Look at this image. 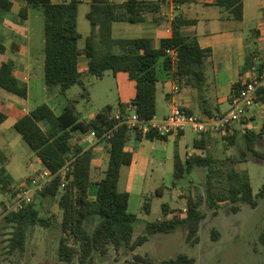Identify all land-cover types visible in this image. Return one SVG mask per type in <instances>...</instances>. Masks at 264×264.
Here are the masks:
<instances>
[{"label": "trees", "instance_id": "obj_1", "mask_svg": "<svg viewBox=\"0 0 264 264\" xmlns=\"http://www.w3.org/2000/svg\"><path fill=\"white\" fill-rule=\"evenodd\" d=\"M14 0H0V13L10 12ZM23 7L19 12L22 20L28 19L29 7L42 9L44 13V73L45 86L49 97L65 95L72 87L81 86L85 94L86 77L101 80L106 72L114 76L125 73L136 85V95L132 100L140 119L149 121L157 116V96L161 84L173 81L179 88L194 90L201 98L200 110L203 115L212 117L216 113L208 108L207 98L209 85L207 70L212 56L210 49H203L196 34L188 33L187 29L197 24L178 12L173 19L171 37L163 38L157 47L152 38L119 39L114 37L113 27L116 23L138 25L145 23L149 15L153 21H161L162 2L160 0H127L122 5L113 4L111 0H92L87 19L91 24V33L86 39L83 49L79 47L82 34L78 30L80 2L77 0H17ZM184 2V0H179ZM214 6L235 20L243 19L244 0H215ZM264 23V19H263ZM169 51L177 53L174 61ZM9 55V50L0 44V58ZM85 60L87 69H80L81 61ZM259 63H256V62ZM254 69H264V53L257 56L249 51L241 70V79L233 85V95L237 94L249 81L247 73ZM0 89L20 99H27V84L15 75L13 59L0 64ZM232 95V97H233ZM231 97V99H232ZM259 102L264 104V91H261ZM121 115L127 109L120 106ZM188 114L193 110L184 108ZM223 113V112H219ZM112 107H106L92 119H82L77 112L75 102L71 101L57 115L47 104L38 106L28 115L19 119L14 129L35 153L42 168L52 173L59 172L68 163L65 187L61 189L62 179L58 176L45 189L40 197L58 198L62 213L61 236L59 241L58 259L62 263L105 264V258L111 247L116 250L128 249L135 251L157 234L175 233L179 228L188 230L187 241L196 243L200 225L205 219L201 207L205 204L217 212L220 204L229 202L234 213L240 211V205L247 204L255 209L258 199L254 196L251 178L248 172L230 169L226 173L228 186L218 188L213 179L220 169L210 155H197L183 160L175 152L173 186H177L186 175L192 174L195 168L208 170L206 190L197 189L196 196L188 203L181 217V211H173L169 205L163 206V215L156 221L148 223L146 232L135 239L137 216L129 211L130 194L119 189L121 170L131 166L133 153L126 150L133 140H142L140 132L119 126L114 136L107 143L109 160L100 179H93L94 149L76 146V135H84L96 131L102 137L105 132L112 131L119 121L112 118ZM8 119V115L0 110V126ZM239 132L227 134L224 138L229 146L237 144ZM149 140L160 137L156 134L146 136ZM246 146L243 155L251 153L253 157L263 159L264 155L257 151V143L264 139V123L260 131L246 129L241 135ZM105 141L101 142L104 143ZM100 143V144H101ZM198 143V142H197ZM195 143L197 149H203ZM205 150H208L205 144ZM0 193L17 195V185L10 176L5 159L0 156ZM241 159L232 163H242ZM160 194V189L157 190ZM2 213L0 211V218ZM5 222L13 229L9 240L10 252L26 249L31 229L47 228L48 220L44 219L34 202L21 211H13L5 216ZM264 246V226L259 237ZM134 264H155L147 258L136 256ZM159 264H197L196 260L181 253L175 258L165 259Z\"/></svg>", "mask_w": 264, "mask_h": 264}, {"label": "rangeland", "instance_id": "obj_2", "mask_svg": "<svg viewBox=\"0 0 264 264\" xmlns=\"http://www.w3.org/2000/svg\"><path fill=\"white\" fill-rule=\"evenodd\" d=\"M42 11L35 10L32 21L37 37L40 36V38L44 37V14ZM89 11L90 7L86 3L79 8L78 29L82 34L79 41L81 49L85 47L86 39L92 29L87 19ZM123 38L134 37L133 34H126L123 35ZM251 39L252 45L255 46L251 51L261 57L264 53L263 41H260V37L255 32L251 34ZM40 58L44 60V51ZM85 63L83 60L81 61V68H86ZM123 75L126 74L115 77L111 71H108L102 80H95L91 76L86 77L84 80L87 87L86 94L81 86L76 85L65 95L48 96L45 101L41 98L38 104L44 102L50 107L53 106L56 113L59 114L63 104L73 101L81 118L87 120L108 105L113 109L112 114H117L121 106L120 102L122 105L126 103L131 94L129 86L131 81L127 82ZM131 83L134 85L133 82ZM0 93L7 98L18 99L1 89ZM13 122V119L10 118L0 127V152H4L3 154L0 153V156L5 159V165L13 181H18L20 178L26 177L25 179H27L34 175L35 171L42 167L35 153L13 128ZM261 128V121L254 125V131H260ZM186 131L188 140L195 138L190 134V129ZM214 141L215 144L210 149L192 156H212L215 161L214 165L220 169V172L212 180L218 188L228 186L226 180L228 170L235 169L248 172L254 196L258 199L257 208L253 209L247 204H242L240 211L234 213L233 205L225 202L221 203L220 209L215 212L204 204L201 210L206 216L200 225L196 236L198 241L195 244L187 241L188 230L186 227H181L175 233L157 234L150 237L148 242L133 252L128 249L118 251L111 247L105 258V264H134L136 256L147 258L155 264H159L161 261L175 258L181 253L194 258L197 264H264V246L259 241L264 226V158L253 157L251 153L244 156L246 146L240 134L237 144L233 146H229V142L222 137ZM9 142L13 144V149L6 147ZM101 144L104 145V151L107 155L108 144ZM257 151L264 155V139L257 143ZM146 153L148 154V151ZM192 156H188V158ZM158 157L160 156L158 155ZM238 159L243 162L232 163L233 160ZM106 163L108 164V161L105 158L104 169L107 167ZM147 164V169L138 170L131 190L129 210L138 219L135 226V239L146 232L148 223L156 221L163 215L164 205H169L173 211H181V217H186L184 211L188 208L189 201L194 199L197 189L205 192L208 180V170L195 168L192 174L186 175L183 181L177 186H173V165L171 162L166 161L162 165L161 161L155 157ZM1 165L0 161V168ZM102 173L101 170L94 169L93 179H100ZM127 174L128 171L125 170L120 180L119 187L122 191L126 190ZM159 189L160 194L157 193ZM35 202L41 216L48 220L49 226L31 229L26 249L23 252L11 253L9 240L12 238L13 229L7 225L5 217L2 216L0 218V264H69L59 262L58 259L62 220L58 198L38 197ZM12 203L11 196H4L0 193V211L3 214L5 208Z\"/></svg>", "mask_w": 264, "mask_h": 264}, {"label": "crops", "instance_id": "obj_3", "mask_svg": "<svg viewBox=\"0 0 264 264\" xmlns=\"http://www.w3.org/2000/svg\"><path fill=\"white\" fill-rule=\"evenodd\" d=\"M53 1L60 2L62 0ZM77 1L80 2L79 8L82 4L86 3L91 9L92 0ZM126 1L127 0H111L113 4L117 5H122ZM214 3L215 0H184L181 9L177 12L173 11L169 6L163 5L160 22L153 21V16L149 15L147 21L142 24H114L113 33L114 37L119 39H132L123 38V35L126 34H133L134 38H152L158 47L163 38L172 36L173 19L178 12L184 14L187 19L196 21L197 24L193 27H189L187 32L196 34L200 46L203 49H210L212 51V56L209 61L210 65L207 70V81L210 86V92L207 98L209 100L208 108L210 111L217 114L229 110L231 97L233 95V85L240 81L241 70L245 64L247 54L255 47L252 45L253 41L251 39V34L254 32L257 33L260 37V41L262 40L264 43V0H244L242 20L230 18L228 14L223 13L218 7L214 6ZM13 4L12 11L0 13V44L4 45L9 50L8 56L0 58V64L7 62L10 58L13 59L16 77L25 82L28 87V97L25 100L18 97V99H10L0 93V110L8 115L7 121L10 118L13 119L14 128L19 119L28 115L38 106L45 104L44 102L43 104H38V101H40L41 98L45 101L48 95L45 86L44 60L40 58L45 46V32L44 37H37L38 35L32 24L34 11L37 9L29 7L28 19L22 20L19 17V12L23 5L17 0H14ZM38 10L42 9L39 8ZM206 11L212 12L207 13ZM83 61L85 62L84 59ZM256 63L259 62L257 61ZM85 64L86 68H81L80 65L82 71L87 69V63ZM121 74L125 73H120L115 77H119ZM250 74L251 73H247L248 78ZM123 76H125L124 78L127 82L131 81L127 74ZM131 82L129 83L131 94L129 95L128 101L123 104L126 108H128L136 95V85L134 82V85H131ZM175 85L173 81H167L161 84V89L157 96V117L160 119L165 118L170 112V101L173 97L172 93ZM177 99L184 108L193 110L194 115L202 119L208 118L201 113V98L194 90L186 87L180 88ZM120 103V105H122V102ZM68 104L69 103L62 105V111ZM107 107H109V105ZM51 108L56 113L53 106ZM62 111L59 114H61ZM120 111L121 109L119 108L118 112ZM250 116L247 125H237L229 134L234 135L235 132H239L240 135H243L246 129L254 130V125L260 121L263 125L264 104L258 102L252 109ZM94 117L95 115H92L90 119ZM3 125L4 124L1 126ZM190 134L195 138L188 140V133L185 131L178 137H167V139L164 140L160 138L149 140L144 136L142 140L133 139L128 144L126 150L133 153V162L131 166L122 168L121 178L123 172L127 170V185L124 191L130 194V201L131 190L133 189L137 172L138 170L147 169L148 161L155 157L161 161L162 165L166 163V161H169L173 165L174 174V157L176 151H178L183 160H186L188 156H192L193 154L204 153L206 151L204 149L205 144L207 149H210L212 145L215 144L214 140L221 137L224 138L223 135L198 136L192 130ZM202 142H204V145H202L203 149H197L195 143L201 145ZM74 143L76 146L84 149L92 147L95 153L93 168L104 172L106 169V167L104 169L103 165L104 160L105 158L107 161L109 160V145L107 146L108 152L106 155L103 144L93 146V144L86 141V137L83 135H76ZM6 147L8 149H13V144L9 142ZM147 151L148 154L146 153ZM0 153L3 154L4 152L1 151ZM158 155L160 157H158ZM40 165L42 167L41 162ZM25 178L26 177L20 178L18 181L14 182L16 185H19Z\"/></svg>", "mask_w": 264, "mask_h": 264}, {"label": "built area", "instance_id": "obj_4", "mask_svg": "<svg viewBox=\"0 0 264 264\" xmlns=\"http://www.w3.org/2000/svg\"><path fill=\"white\" fill-rule=\"evenodd\" d=\"M160 2H162V5L169 6L175 12L179 11L182 7V3L179 0H160ZM169 54L174 61L177 60V53L175 51H169ZM261 91H264V69H254L249 76L248 83L237 94L233 95L228 111L202 119L197 115H191L185 111L177 99L180 88L175 85L172 93L173 97L170 101V112L165 118L160 119L155 116L149 121L142 120L131 103L128 106L126 115H121L120 112L111 114L112 118L119 121L112 131L105 132L102 137L98 136L96 131H90L83 136L93 146L103 141H105L104 143H108L118 127L122 125L126 126L129 130L140 132L143 136L153 133L160 137H178L187 129L192 130L198 136H225L232 132L237 125H247L252 109L259 102ZM68 166L69 163L57 173H52L45 168L35 171L34 175L28 177L17 186L15 199L11 205L5 208L4 214L1 212L2 216L5 217L13 211H21L25 207L32 205L58 176L63 181L61 186V189H63L65 187Z\"/></svg>", "mask_w": 264, "mask_h": 264}]
</instances>
